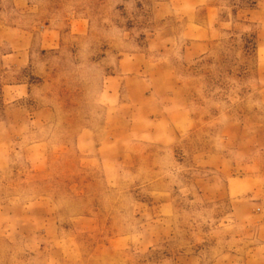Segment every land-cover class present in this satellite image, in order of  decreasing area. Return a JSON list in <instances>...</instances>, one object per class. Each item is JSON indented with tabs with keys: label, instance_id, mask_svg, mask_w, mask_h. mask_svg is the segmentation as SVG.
<instances>
[{
	"label": "rangeland",
	"instance_id": "obj_1",
	"mask_svg": "<svg viewBox=\"0 0 264 264\" xmlns=\"http://www.w3.org/2000/svg\"><path fill=\"white\" fill-rule=\"evenodd\" d=\"M0 264H264V0H0Z\"/></svg>",
	"mask_w": 264,
	"mask_h": 264
}]
</instances>
